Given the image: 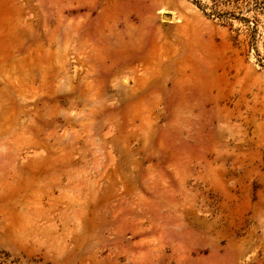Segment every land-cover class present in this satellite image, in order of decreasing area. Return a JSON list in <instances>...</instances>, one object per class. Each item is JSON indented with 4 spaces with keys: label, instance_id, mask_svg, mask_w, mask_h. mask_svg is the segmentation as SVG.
<instances>
[{
    "label": "rangeland",
    "instance_id": "rangeland-1",
    "mask_svg": "<svg viewBox=\"0 0 264 264\" xmlns=\"http://www.w3.org/2000/svg\"><path fill=\"white\" fill-rule=\"evenodd\" d=\"M0 0V264H264V5Z\"/></svg>",
    "mask_w": 264,
    "mask_h": 264
},
{
    "label": "trees",
    "instance_id": "trees-1",
    "mask_svg": "<svg viewBox=\"0 0 264 264\" xmlns=\"http://www.w3.org/2000/svg\"><path fill=\"white\" fill-rule=\"evenodd\" d=\"M256 3H257L258 5H262V6H263V5H264V0H257Z\"/></svg>",
    "mask_w": 264,
    "mask_h": 264
}]
</instances>
